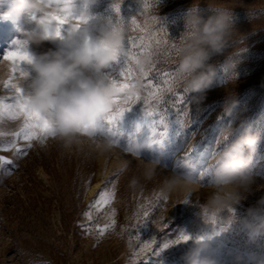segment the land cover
Wrapping results in <instances>:
<instances>
[{"label": "rangeland", "instance_id": "obj_1", "mask_svg": "<svg viewBox=\"0 0 264 264\" xmlns=\"http://www.w3.org/2000/svg\"><path fill=\"white\" fill-rule=\"evenodd\" d=\"M10 2L0 0V13ZM224 2L234 7L237 28L245 40L212 57L217 77L202 100L195 98L198 93H187L176 86V65L171 55L184 31L183 14L192 0H115L121 4L119 17L113 9L114 0H97L86 8L93 17L89 23H115L123 18L124 42L131 56L125 67L132 72L127 82L135 84L141 99L124 114L120 127L125 135L123 142L127 143L129 135L135 137L142 159L159 161L160 168L151 178L143 177L133 154L117 145L112 153L98 157L87 151L64 150L52 136L41 143L15 135L23 121L13 118L5 107L14 103L15 95L5 83L10 78L16 83L19 74L10 73L11 64L3 56L23 39L22 31L35 25L27 17L14 24L0 15V157L11 161L0 162V264H183L181 255L191 241L161 251L163 243L181 233L210 234L230 216L235 219L212 237L208 254L214 255L218 264H264V228L252 234L243 224L247 209L264 196V0ZM74 3L77 13L85 10L83 0ZM200 7L206 9L205 0ZM249 8L259 10L256 19H249ZM57 46L44 42L30 47L39 53ZM231 51L237 53L236 83L229 86L236 103L225 114L223 64ZM136 60L148 72L146 77L140 74ZM21 67L30 68L27 64ZM118 70L114 61L104 73L115 77ZM119 79L124 81V77ZM117 96L119 99L122 94ZM145 99L168 120L166 134L162 135L164 127L158 126L153 135L144 123ZM176 119H182L183 130ZM228 127L259 137L253 151L245 149L257 180L253 191L231 213L222 210L218 224L209 228L199 216L210 193L205 173L224 147L222 135ZM12 141L17 148L26 149L24 154L18 155L16 148H3L4 143ZM121 159L132 161L127 171H120ZM171 171L204 177L203 186L190 192L182 208L185 194H168L162 188ZM171 205L177 207L175 215L168 212ZM153 238L154 252H142L144 243Z\"/></svg>", "mask_w": 264, "mask_h": 264}, {"label": "clouds", "instance_id": "obj_2", "mask_svg": "<svg viewBox=\"0 0 264 264\" xmlns=\"http://www.w3.org/2000/svg\"><path fill=\"white\" fill-rule=\"evenodd\" d=\"M96 2L83 0L85 10L82 11L87 14L86 8ZM205 3L206 9H201V0H192L185 10L184 31L171 53L172 62L176 65V86L187 93H198L195 96L197 100L204 98L203 94L213 86L217 77V66L210 62L212 57L225 54L230 47L233 49L245 40L237 28L234 7L224 0H205ZM72 7L57 0H11L0 15L14 24L25 17L34 22V28L22 31V41L31 59L27 63L29 70L18 83L25 89L30 107L50 121L55 133L52 137L64 150L106 156L114 151L112 141L107 137L94 136L90 127L85 130V125H91L111 107L110 76L104 70L122 51L124 27L111 20L99 25L88 23L82 26L81 32L66 33L63 40H58L54 35L56 21L53 14L63 15L65 8ZM258 11L249 8V19H256ZM85 33L93 39L86 41ZM44 42L58 46L39 53L31 50L30 46H41ZM236 54L228 52L223 64L227 92L223 104L225 114H229L236 103L232 90L236 83ZM258 140L257 135L247 130L225 129L222 135L224 147L215 154L207 174L210 193L203 211L199 213L203 224L209 228L213 226V215L217 218L222 210L233 209L253 191L257 178L245 149L253 151ZM133 159L137 162V171L145 178L153 177L160 168L158 160L146 161L139 155H133ZM131 165L132 161L128 159L119 161L120 171H127ZM203 179V176L171 171L162 188L168 194H188L202 187ZM234 219L233 216L228 218L230 221ZM243 224L252 234L264 228V196L247 209ZM212 233L202 235L204 239H199L200 235L187 234L191 237L188 240L191 245L181 255L183 264H218L216 257L208 254L215 236Z\"/></svg>", "mask_w": 264, "mask_h": 264}, {"label": "snow or ice", "instance_id": "obj_3", "mask_svg": "<svg viewBox=\"0 0 264 264\" xmlns=\"http://www.w3.org/2000/svg\"><path fill=\"white\" fill-rule=\"evenodd\" d=\"M58 3H67L71 4L72 8H65L63 10V15H55L53 14V18L56 21V27L54 30L55 38L58 40H63L65 34H73L81 32L82 26L89 23L93 17L86 14L84 11L79 13L74 10L75 3L74 0H57ZM120 3H114L113 9L119 17L120 13ZM116 23L123 25V18L117 19ZM133 24L136 23L135 20L132 21ZM51 34V33H50ZM85 40H91L93 37L90 34L85 33ZM126 43L124 42L122 51L119 53L115 62L119 65L118 74L113 77L110 76L111 82V107L105 111L98 120L94 121L91 125H85V130L89 127L93 131V135L96 137H107L109 138L114 145H117L122 148V150L127 151L133 155H138L139 150L138 146L135 143V137L129 135L127 139V143L123 142L125 139L124 132L120 127V121L122 120L124 114L131 110L132 105H134L137 101H140L141 97L136 90V86L133 83L127 82L129 77L132 75L130 69H126V65L129 63L131 56L130 53L126 50ZM31 59L29 52L26 50V45L22 40L17 41V46L15 49L6 52L3 56L4 61H8L11 64L10 73L11 74H19L16 83L11 82V78L5 83V87H10L14 89L15 95L12 97L14 103L6 105V109L9 114L13 118H22L23 124L20 132L15 133L17 137L22 136V138L26 141H31L33 139H38L41 143L49 136H54L55 133L51 128L50 121L41 113L34 111L29 104L27 99L26 91L23 87H21L18 83L20 79H22L26 75V70L21 66L27 64ZM145 63H149L145 61ZM136 65L138 66L139 72L142 76L146 77L148 72L145 70L144 66L141 64L139 60H136ZM119 77H124V81H121ZM176 77V73H175ZM171 91V87L168 89ZM158 91V90H157ZM117 94H122V96L118 99ZM152 96V92L149 93ZM154 98V97H153ZM146 107L144 108V116L147 118L144 123L151 130L153 135L157 132L158 126L164 127V132L162 135L166 134L168 127V120L164 115L159 114L151 105H149L148 100L144 101ZM176 123L179 125L180 129L183 130V121L182 119H176ZM140 125H137V130H139ZM3 135V133H0ZM190 137V134L185 136V141H187ZM150 143L154 142L150 139ZM31 145H29L30 147ZM3 148L5 150L9 148H16L17 154H24L26 149H21L16 147V143L14 141L4 143ZM0 162L2 163H11V161L6 160L4 157H0ZM208 173H205L207 175ZM184 203H187L185 201ZM233 209H228V212L231 213ZM144 216H148V212H144ZM211 223L213 226L218 224L217 218L215 215L211 217ZM220 223V222H219ZM231 223L230 220L227 223H222L219 226L218 230L213 231V235H219L220 232H223L227 229L228 225ZM165 227H168V224L165 223ZM191 237L186 233H181L178 238L174 240H169L168 242L163 243L161 251L166 249L174 244H180L183 242H187ZM199 239H204L203 236L199 237ZM155 243V238L151 241L144 243L141 251L149 250L152 253L154 250L152 249V245ZM158 254V253H155Z\"/></svg>", "mask_w": 264, "mask_h": 264}, {"label": "bare ground", "instance_id": "obj_4", "mask_svg": "<svg viewBox=\"0 0 264 264\" xmlns=\"http://www.w3.org/2000/svg\"><path fill=\"white\" fill-rule=\"evenodd\" d=\"M113 160H114V159H113ZM99 184H100V180L94 183V185H93V189H94L95 187H97ZM189 194H190V193L185 194V195L182 197L181 208H182L183 205L185 204L184 202L187 201V198H188V195H189ZM168 212H169V214L175 215L176 213H178L177 207L174 206V205H171V206L169 207Z\"/></svg>", "mask_w": 264, "mask_h": 264}]
</instances>
